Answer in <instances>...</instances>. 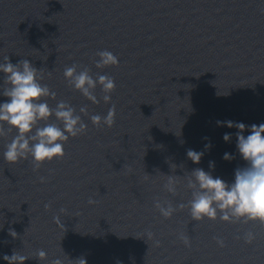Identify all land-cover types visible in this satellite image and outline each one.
I'll return each mask as SVG.
<instances>
[{
    "label": "water",
    "instance_id": "water-1",
    "mask_svg": "<svg viewBox=\"0 0 264 264\" xmlns=\"http://www.w3.org/2000/svg\"><path fill=\"white\" fill-rule=\"evenodd\" d=\"M262 10L264 0H0V62L28 59L41 69V83L56 93L43 98L50 107L64 100L79 114L87 105L89 116L116 108L111 127L81 114L86 132L69 138L62 159L35 170L30 156L4 159L15 131L0 138V264L14 251L30 257L24 264L81 257L87 264H264V224L196 222L187 207L166 219L154 206L157 199L187 204V176L196 168L231 184L247 166L238 129L217 121L264 123ZM105 49L119 64L98 69L96 53ZM72 64L113 77L111 102L99 87V104L71 87L63 72ZM7 100L0 94V103ZM189 149L203 152L199 164ZM168 175L175 195L164 188ZM39 249L46 260L35 258Z\"/></svg>",
    "mask_w": 264,
    "mask_h": 264
},
{
    "label": "clouds",
    "instance_id": "clouds-1",
    "mask_svg": "<svg viewBox=\"0 0 264 264\" xmlns=\"http://www.w3.org/2000/svg\"><path fill=\"white\" fill-rule=\"evenodd\" d=\"M96 56L98 59L95 66L98 69L119 64L118 57L109 50L98 51ZM0 73L4 74L0 94L8 98L6 102L0 103V138L7 137L13 131L16 133L6 144L4 159L16 163L30 156L34 170L46 161L62 159L65 155L64 144L69 138L77 137L87 130L88 125L81 115L89 116L87 105L80 106L79 114L75 107L64 100L58 101L54 108L50 107L43 98L55 99L56 93L41 83L43 79L41 69H37L28 59L13 64L8 56L3 57V61L0 62ZM63 75L71 87L92 103H100L95 95L97 87L103 93V101L111 102V93L116 87L113 77L100 73L93 76L88 67L77 64L66 66ZM115 114L116 108L113 104L106 115L93 114L89 119L97 127L102 124L111 127L115 122ZM52 117H55V121L51 120ZM217 124L238 129L236 147L242 159L247 162V166L235 170L234 182L231 184L219 177L214 178L210 172L196 168L187 176L186 187L191 191V199L187 204L180 203L174 207L171 202H161L157 199L154 206L166 219L170 218L177 208L182 210L187 207L192 220L196 222L205 218L210 220L219 218L229 223L243 220L245 223L258 221L264 224V123L246 126L242 122L217 121ZM246 128L250 129L247 136L243 135ZM223 139L229 142L231 134L225 133ZM210 147V144L205 145L206 149ZM202 156L203 152L187 150V157L196 164L200 163ZM233 158L229 153L223 156L225 160ZM210 167H214V162H210ZM40 179L44 182L45 178ZM164 188L175 195V177L168 175ZM88 203L94 204L96 201L90 198ZM45 207L48 208L50 205ZM59 211L64 213L66 210L61 208ZM53 221L64 227L59 215L54 216ZM10 235L15 237V231L10 230ZM147 235L151 238L153 234L148 232ZM181 239L186 246H190L187 236L182 235ZM215 239L221 247L224 246L223 239L219 237ZM252 239H254L252 233L245 234V242L251 243ZM155 243L159 245L158 240ZM35 258L39 261L46 260V251L37 250ZM3 259L8 264H24L30 257L14 251L11 256L4 255ZM75 262L87 264L83 257ZM49 264H64V261L55 258L49 261Z\"/></svg>",
    "mask_w": 264,
    "mask_h": 264
}]
</instances>
